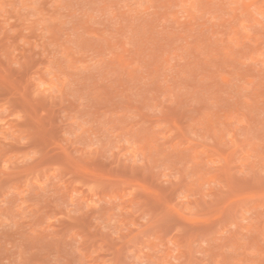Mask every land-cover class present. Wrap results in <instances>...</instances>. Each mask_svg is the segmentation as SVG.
Instances as JSON below:
<instances>
[{"label": "rangeland", "instance_id": "rangeland-1", "mask_svg": "<svg viewBox=\"0 0 264 264\" xmlns=\"http://www.w3.org/2000/svg\"><path fill=\"white\" fill-rule=\"evenodd\" d=\"M0 264H264V0H0Z\"/></svg>", "mask_w": 264, "mask_h": 264}]
</instances>
